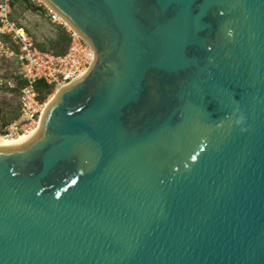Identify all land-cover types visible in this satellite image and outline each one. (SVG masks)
I'll return each mask as SVG.
<instances>
[{"label":"water","instance_id":"1","mask_svg":"<svg viewBox=\"0 0 264 264\" xmlns=\"http://www.w3.org/2000/svg\"><path fill=\"white\" fill-rule=\"evenodd\" d=\"M44 1L95 55L0 142V264H264V0Z\"/></svg>","mask_w":264,"mask_h":264},{"label":"built area","instance_id":"2","mask_svg":"<svg viewBox=\"0 0 264 264\" xmlns=\"http://www.w3.org/2000/svg\"><path fill=\"white\" fill-rule=\"evenodd\" d=\"M16 3L19 1L0 0V37H7L9 40V43L0 41V52L10 58L16 73L23 80L15 112L3 124L1 133L6 135H14L34 127L42 111L44 112V99L39 97L36 82L40 81L45 88L51 89L68 84L90 68L95 55L91 44L60 21L46 6H43V15L53 23L62 25L69 43L61 53L39 50L30 33L16 25L21 13L17 11Z\"/></svg>","mask_w":264,"mask_h":264},{"label":"rangeland","instance_id":"3","mask_svg":"<svg viewBox=\"0 0 264 264\" xmlns=\"http://www.w3.org/2000/svg\"><path fill=\"white\" fill-rule=\"evenodd\" d=\"M18 1L19 3H23L21 0ZM31 1H33V5H38L40 8L38 9V7L33 5L28 7L27 5V8L20 13L16 25L27 30L36 41V44H40L42 47H46L53 52L60 53L64 51L67 46L65 29L61 27L62 25H55L56 23H53V21H51V25L48 24V17L43 15V6L46 5L39 0ZM37 11L42 15L37 13ZM0 41L9 43L7 37H0ZM22 85L23 80L16 73L10 58L0 52V132H2L6 118L15 112ZM51 90V87L44 90L37 89L41 99H47Z\"/></svg>","mask_w":264,"mask_h":264},{"label":"bare ground","instance_id":"4","mask_svg":"<svg viewBox=\"0 0 264 264\" xmlns=\"http://www.w3.org/2000/svg\"><path fill=\"white\" fill-rule=\"evenodd\" d=\"M40 2H42L44 5H46L53 13H55L58 18L62 21H64V23L71 27L70 23L67 22V20H64L63 18H61L56 12L55 10H53L52 8H50L51 6L46 3L44 0H39ZM41 3V4H42ZM17 6L16 8H18V12H22L24 9H25V4L24 3H16ZM20 5V6H19ZM72 28V27H71ZM87 71V70H86ZM86 71H84L83 73H85ZM82 73V74H83ZM66 84H61L60 86L58 87H54L51 92L48 94L47 96V99H44V104H45V108L46 106L50 103V101L54 98L55 94L63 87L65 86ZM44 104L42 105V107H44ZM43 114V111L39 117V120L37 122V124L34 126V127H30L28 129H26L25 131L23 132H20V133H16L14 135H6V134H3V133H0V142H9V143H12V142H20L22 140H24L26 137H28L29 135H31L32 133H34L35 131H37V129L39 128V125H40V122H41V119H42V115Z\"/></svg>","mask_w":264,"mask_h":264},{"label":"clouds","instance_id":"5","mask_svg":"<svg viewBox=\"0 0 264 264\" xmlns=\"http://www.w3.org/2000/svg\"><path fill=\"white\" fill-rule=\"evenodd\" d=\"M227 35L229 37L232 36V30L229 29L228 32H227ZM245 117L243 115H240L238 119H236L235 123L236 124H241L243 121H244ZM247 129L246 128H241V131H246ZM1 133V132H0Z\"/></svg>","mask_w":264,"mask_h":264},{"label":"crops","instance_id":"6","mask_svg":"<svg viewBox=\"0 0 264 264\" xmlns=\"http://www.w3.org/2000/svg\"><path fill=\"white\" fill-rule=\"evenodd\" d=\"M48 20H49V23L48 24H52V22H51V20L49 19V18H47ZM55 25H58V26H61V25H59V24H55ZM62 27V26H61ZM63 28V27H62ZM65 33H66V31H65ZM66 35H67V33H66ZM67 39H68V41H67V46H68V43H69V38H68V36H67ZM36 42V41H35ZM37 45V48L39 49V50H42V51H50V52H53L52 50H49V49H47L46 47H42V45H40V44H36ZM67 46H66V48H67ZM42 47V48H41ZM66 48H65V50H66ZM64 50V51H65ZM54 53H57V52H54Z\"/></svg>","mask_w":264,"mask_h":264},{"label":"trees","instance_id":"7","mask_svg":"<svg viewBox=\"0 0 264 264\" xmlns=\"http://www.w3.org/2000/svg\"><path fill=\"white\" fill-rule=\"evenodd\" d=\"M26 1H28V0H26ZM28 3H29V5H30V2L28 1ZM37 13H39V11H37ZM40 15H42L41 13H39ZM67 41H68V39H67ZM63 52V51H62ZM61 53V52H60ZM41 87H43V84L40 82V81H38V82H36L35 83V88L36 89H42V90H44L45 89V87H43V88H41Z\"/></svg>","mask_w":264,"mask_h":264},{"label":"flooded vegetation","instance_id":"8","mask_svg":"<svg viewBox=\"0 0 264 264\" xmlns=\"http://www.w3.org/2000/svg\"><path fill=\"white\" fill-rule=\"evenodd\" d=\"M21 1L25 4V9L27 8V5H28V7H31V5H33L32 3H30V5H29L28 1H26V0H21ZM33 6L38 7V9L40 8V6H38V5H33Z\"/></svg>","mask_w":264,"mask_h":264}]
</instances>
